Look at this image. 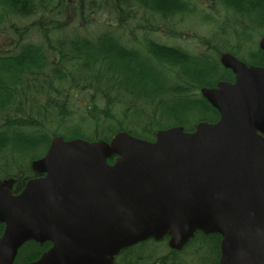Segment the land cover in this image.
I'll list each match as a JSON object with an SVG mask.
<instances>
[{
	"label": "trees",
	"instance_id": "1",
	"mask_svg": "<svg viewBox=\"0 0 264 264\" xmlns=\"http://www.w3.org/2000/svg\"><path fill=\"white\" fill-rule=\"evenodd\" d=\"M209 1L0 0V181L20 193L39 177L31 163L56 135L95 142L127 132L154 141L159 130L218 121L201 90L234 78L223 53L264 67V0ZM189 15L215 30L201 39L204 52L169 44L184 40ZM169 239L124 249L115 264L219 263L218 234L197 232L181 251ZM51 246L28 242L15 264Z\"/></svg>",
	"mask_w": 264,
	"mask_h": 264
},
{
	"label": "water",
	"instance_id": "2",
	"mask_svg": "<svg viewBox=\"0 0 264 264\" xmlns=\"http://www.w3.org/2000/svg\"><path fill=\"white\" fill-rule=\"evenodd\" d=\"M221 63L235 82L201 90L216 123L160 130L155 141L57 136L21 193L1 181L0 264L31 241L52 247L29 264H115L150 239L169 236L181 251L199 231L221 235L219 264H264V67L229 53Z\"/></svg>",
	"mask_w": 264,
	"mask_h": 264
},
{
	"label": "rangeland",
	"instance_id": "3",
	"mask_svg": "<svg viewBox=\"0 0 264 264\" xmlns=\"http://www.w3.org/2000/svg\"><path fill=\"white\" fill-rule=\"evenodd\" d=\"M202 4H209L210 1L209 0H199ZM18 24H20V22H16ZM180 23V22H179ZM181 24V23H180ZM183 28L184 33H191V34H185L183 35V37H185V40H175L177 43H171L169 42V44L171 45H178L179 47H184L185 49L192 51H196V52H204L203 51V47L201 44V39L202 38H208V37H214V32L215 30L211 28V26H206V23L203 21L202 18H200L199 16H194V15H189V16H185L183 19ZM205 25V26H204ZM181 26L179 25V28H181ZM10 27L11 25H7L5 28H3L7 33L10 32ZM10 34V33H9ZM196 34V40H194L192 38V35ZM30 41V42H34L36 41V37L35 36H29L28 39L26 40ZM166 41V39H165ZM6 42V38H4L2 40V38H0V48H2L4 46V43ZM193 123V122H192ZM167 125H170V122H166Z\"/></svg>",
	"mask_w": 264,
	"mask_h": 264
},
{
	"label": "flooded vegetation",
	"instance_id": "4",
	"mask_svg": "<svg viewBox=\"0 0 264 264\" xmlns=\"http://www.w3.org/2000/svg\"><path fill=\"white\" fill-rule=\"evenodd\" d=\"M235 80V75H234V78L232 79V81H234Z\"/></svg>",
	"mask_w": 264,
	"mask_h": 264
}]
</instances>
